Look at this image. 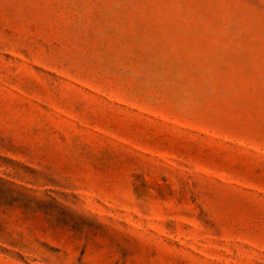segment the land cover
<instances>
[{"label": "rangeland", "instance_id": "1", "mask_svg": "<svg viewBox=\"0 0 264 264\" xmlns=\"http://www.w3.org/2000/svg\"><path fill=\"white\" fill-rule=\"evenodd\" d=\"M0 264H264V0H0Z\"/></svg>", "mask_w": 264, "mask_h": 264}]
</instances>
